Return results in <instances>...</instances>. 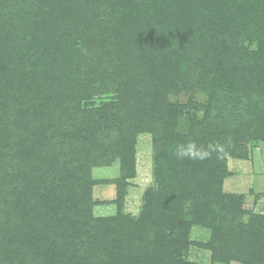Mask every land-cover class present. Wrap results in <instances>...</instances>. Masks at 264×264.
<instances>
[{"label": "trees", "instance_id": "obj_1", "mask_svg": "<svg viewBox=\"0 0 264 264\" xmlns=\"http://www.w3.org/2000/svg\"><path fill=\"white\" fill-rule=\"evenodd\" d=\"M10 2L19 4L17 0L3 3L1 0L0 7L9 6ZM181 3L185 9L184 0ZM185 3L211 13L200 28L192 23L181 26L180 57L178 53L172 54L174 58L161 61V65L152 61L150 68L139 70L140 65L134 62L127 67L123 65L126 57H116L112 50L111 62L118 61V72L113 78L110 71L92 59L89 67L98 64L100 70L94 73L90 69L91 78L84 74L87 77L84 79L83 73L75 72L76 68L52 71L53 62L48 56L34 52L29 44L16 42L18 33L26 29L16 32V27L13 29L5 22L0 10V264L175 262L174 257L187 243L192 224L190 214L185 213L188 199L201 205L200 213L192 215L193 220L214 231L215 241L209 246L215 259L223 255L243 264H264V217L234 233L223 226L239 209L236 200L222 193L227 169L224 152H214L204 161L177 159V147L189 139L177 130L179 107L166 102L154 117L153 106L148 102L154 97L155 109L158 103L155 96L161 87L169 86L173 91L200 87L210 94L208 106L219 105L234 115L231 107L241 104L243 94L255 90L237 77L242 70L247 72L244 62L250 72L259 73L257 81L264 84V52L248 51L241 35L234 36L241 27H249L243 34L264 44V0H185ZM119 18L114 26L98 34L106 42L95 48L100 50L97 53L112 44L107 34L113 32L112 27H120ZM147 19L140 21L143 25L147 21L154 25V19ZM29 24V29H36L33 22ZM215 38L222 42L219 46L214 43L216 55L210 48ZM39 43L46 46L42 41ZM219 55L225 57L222 64ZM182 63L185 70L179 72ZM121 66L127 72L121 71ZM66 83L76 94L85 95L114 88L118 98L97 108L81 109V100L74 102L79 107H75L76 112L70 117V126L67 118H63L64 112L46 98L48 94L44 95L54 88L63 91ZM146 84L154 86V96L142 103ZM211 117L209 113L205 116V124ZM68 125L71 128H64ZM114 129L117 133L112 136ZM145 132L153 134L158 179L165 177L161 176L163 165L167 161L172 165L174 177L168 181V192L155 189L154 196L150 191L146 194V203L150 200L147 218L148 210L135 220L121 214L94 219L92 187L96 183L92 181L90 167L97 163L108 165L120 158L122 180L126 179L132 164L133 142ZM210 144L208 141L202 147L206 149ZM62 180L65 185L60 184Z\"/></svg>", "mask_w": 264, "mask_h": 264}, {"label": "rangeland", "instance_id": "obj_2", "mask_svg": "<svg viewBox=\"0 0 264 264\" xmlns=\"http://www.w3.org/2000/svg\"><path fill=\"white\" fill-rule=\"evenodd\" d=\"M4 1L2 0V3ZM17 1H19L18 5L16 2H10L11 5L3 4L0 7L3 19L5 22L8 21L13 29L16 27V32L22 28L26 29L18 33L16 42L22 45L29 44V47L35 50L34 52L48 56L50 62H53L52 71L60 68L75 71L74 68H76L75 72L83 73L84 79L87 78L86 75L91 78L90 69H93L94 73L100 70L98 64L110 71L112 74L110 78H113V74L118 72V61L111 62L113 52L110 53V51L112 50L116 57H126L123 65L126 64L127 67L129 63L134 62L137 66L140 65L139 70L150 68L149 63L152 61L161 65V61L173 59L172 54L178 53L180 57L181 26L192 23L200 28L202 22L206 21L211 13L204 9L191 8L185 0V9L182 8L180 0ZM42 3L44 4L40 5ZM246 9L247 7L243 12H246ZM53 12L55 17H52ZM110 13L113 16H110ZM119 16L122 17L119 18ZM148 17L154 19V25H150L148 21L143 25L140 21V19L148 20ZM178 17L179 21L176 20ZM117 18L122 20V24L120 27H112L113 32L107 34L112 44H109L108 49L101 54L97 53L100 50L95 51V48L102 47V44L106 42V38H100L98 34H102L110 25L114 26ZM30 22L34 23L32 27L36 29H29ZM247 28L249 27H241L234 36L239 38L241 35L244 40L243 46L248 51L264 52V44L256 42L255 39L249 40L250 38L243 34L244 29ZM241 30L243 32L238 34L237 32ZM40 41L46 46L40 45ZM214 43L219 46L222 42L217 38L213 39V46L211 45L210 48L215 54L217 48L214 47ZM115 45L117 48H114ZM140 55H146V58L141 59ZM87 57L88 61L85 62ZM91 59L98 64H92L89 67ZM219 59L220 64L225 61L223 55ZM170 62L172 64V61ZM259 66L263 68V64L260 63ZM121 68V71L127 72L122 66ZM154 68H156L155 65ZM243 68L247 72L242 70L237 77L248 82L247 86L255 90L251 94L247 92L243 94L241 104L231 107L234 115L229 114L230 109L225 110L219 105H214V108L211 105L208 106L211 100L210 94L200 87H188L185 91L180 89L173 91L169 86L161 87L157 90L158 96H155L158 102H156L157 105L155 104V109L154 97L149 100L154 96L152 91L154 86L146 84L147 87L143 88L145 90L141 98L142 103L149 100L148 102L152 104L154 117L159 110L163 109V104L166 102L179 107L176 114L177 130L189 137L188 142L194 141L199 147L204 146L208 141L211 145H223L227 169L223 179L222 193L227 198L236 200L239 206V209L223 222V226L226 229H232L233 233L241 228H249L256 218L264 217V84L257 81L259 73L250 72V67L245 62ZM182 70H185L183 63L178 71ZM64 88L63 91L56 88L50 89L49 92H44V95L48 94L49 97L46 98H50L59 111L64 112L63 118H67L66 123L69 122V124L73 111L76 112L75 107H79L74 102L81 100V109L83 107L97 108L103 103L115 101V98H118L114 88L95 95L76 94L69 88L68 83L64 85ZM259 92H263V95H258ZM247 94L251 95V99L248 100ZM222 105H226V102L222 101ZM208 113L212 117L205 124V116ZM70 126H64V128H71ZM116 133L115 129L111 131V134H114L112 136ZM130 154H132L131 169L124 180L120 172V158L108 165L97 163L90 167L92 181L96 183L92 187L94 206L91 213L94 219H108L121 214L135 220L141 213L143 215L148 210L145 216L147 218L150 214V205H148L150 200L146 203V194L150 191L151 196H154L155 189L168 192V181L171 182L173 179L174 171L171 163L164 159L167 163L163 165L165 170L161 176L165 177L158 179L154 161L153 134L150 132L138 134ZM60 184L65 185V180H62ZM192 203L195 202L192 201ZM192 203L190 199L185 203V213L190 214L192 221L190 232L187 234V243L184 244L179 255L174 257L175 262L165 259L166 261L162 264H243L232 256L221 255L217 259L214 258L213 250L209 246L215 241L214 231L193 220L192 215L200 213L201 205L199 201L195 203L196 205Z\"/></svg>", "mask_w": 264, "mask_h": 264}, {"label": "clouds", "instance_id": "obj_3", "mask_svg": "<svg viewBox=\"0 0 264 264\" xmlns=\"http://www.w3.org/2000/svg\"><path fill=\"white\" fill-rule=\"evenodd\" d=\"M223 153L222 145H208V147H199L194 141L180 145L175 151V156L179 160L189 159L193 161H204L209 159L213 153Z\"/></svg>", "mask_w": 264, "mask_h": 264}]
</instances>
